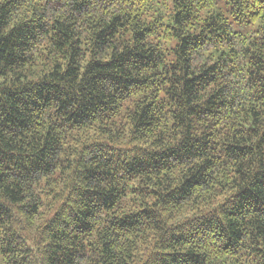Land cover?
<instances>
[{"label": "trees", "instance_id": "obj_1", "mask_svg": "<svg viewBox=\"0 0 264 264\" xmlns=\"http://www.w3.org/2000/svg\"><path fill=\"white\" fill-rule=\"evenodd\" d=\"M0 264H264V0H0Z\"/></svg>", "mask_w": 264, "mask_h": 264}, {"label": "rangeland", "instance_id": "obj_2", "mask_svg": "<svg viewBox=\"0 0 264 264\" xmlns=\"http://www.w3.org/2000/svg\"><path fill=\"white\" fill-rule=\"evenodd\" d=\"M234 27L237 31L242 32L243 35H250L255 29H257L255 24L242 25L238 24L237 22H235Z\"/></svg>", "mask_w": 264, "mask_h": 264}]
</instances>
